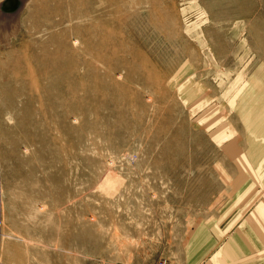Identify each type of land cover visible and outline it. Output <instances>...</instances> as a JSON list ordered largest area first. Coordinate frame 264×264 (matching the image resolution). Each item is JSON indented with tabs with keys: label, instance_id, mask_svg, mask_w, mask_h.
I'll return each mask as SVG.
<instances>
[{
	"label": "rangeland",
	"instance_id": "374dc122",
	"mask_svg": "<svg viewBox=\"0 0 264 264\" xmlns=\"http://www.w3.org/2000/svg\"><path fill=\"white\" fill-rule=\"evenodd\" d=\"M7 42L0 264H172L250 131L264 0H28Z\"/></svg>",
	"mask_w": 264,
	"mask_h": 264
},
{
	"label": "crops",
	"instance_id": "0c3cea01",
	"mask_svg": "<svg viewBox=\"0 0 264 264\" xmlns=\"http://www.w3.org/2000/svg\"><path fill=\"white\" fill-rule=\"evenodd\" d=\"M247 97L239 120L250 131H238L237 149L221 147L220 187L179 235L172 264H264V89Z\"/></svg>",
	"mask_w": 264,
	"mask_h": 264
},
{
	"label": "bare ground",
	"instance_id": "6f19581e",
	"mask_svg": "<svg viewBox=\"0 0 264 264\" xmlns=\"http://www.w3.org/2000/svg\"><path fill=\"white\" fill-rule=\"evenodd\" d=\"M27 2L28 0H2L0 2V39L8 41V36L17 27L21 10Z\"/></svg>",
	"mask_w": 264,
	"mask_h": 264
},
{
	"label": "built area",
	"instance_id": "2783aa9c",
	"mask_svg": "<svg viewBox=\"0 0 264 264\" xmlns=\"http://www.w3.org/2000/svg\"><path fill=\"white\" fill-rule=\"evenodd\" d=\"M157 264H166V262L165 261H160Z\"/></svg>",
	"mask_w": 264,
	"mask_h": 264
}]
</instances>
